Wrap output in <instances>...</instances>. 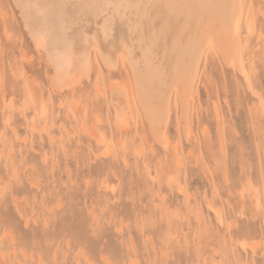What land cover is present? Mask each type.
Listing matches in <instances>:
<instances>
[{"label": "rangeland", "instance_id": "374dc122", "mask_svg": "<svg viewBox=\"0 0 264 264\" xmlns=\"http://www.w3.org/2000/svg\"><path fill=\"white\" fill-rule=\"evenodd\" d=\"M243 1L244 70L209 49L190 135L175 97L164 146L126 60L111 72L96 51L89 79L53 85L18 7L0 0V264H264V0ZM110 85L135 102L124 129Z\"/></svg>", "mask_w": 264, "mask_h": 264}, {"label": "bare ground", "instance_id": "6f19581e", "mask_svg": "<svg viewBox=\"0 0 264 264\" xmlns=\"http://www.w3.org/2000/svg\"><path fill=\"white\" fill-rule=\"evenodd\" d=\"M12 2L18 7L35 48H42L46 61L52 66L53 85L69 81L65 84L69 87L79 83L83 75L95 73L92 55L96 51L102 65L111 68V72L119 68L121 59L126 60L134 98L150 134L164 146L166 141H162V137L166 136L170 124L175 97L180 128L186 138L190 135V99L200 61L209 49H214L223 62L238 71L244 70V44L240 32L243 22L251 28V19L243 16V0ZM113 26L119 30L113 33ZM109 93L114 124L124 129L127 116L133 118L135 102L130 90L115 85ZM208 206L219 215L211 203Z\"/></svg>", "mask_w": 264, "mask_h": 264}]
</instances>
